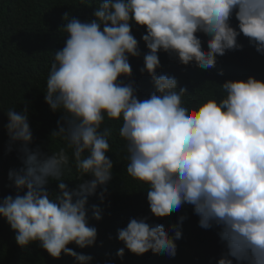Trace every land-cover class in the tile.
<instances>
[{"label":"clouds","instance_id":"obj_1","mask_svg":"<svg viewBox=\"0 0 264 264\" xmlns=\"http://www.w3.org/2000/svg\"><path fill=\"white\" fill-rule=\"evenodd\" d=\"M34 1L40 6L52 0ZM81 2L95 18L81 22L65 15L67 39L55 51L46 83L45 102L61 113L60 118L53 117L52 136L61 138L64 147L51 153L30 149L33 135L27 109L6 112V154L18 145L24 165L8 173L18 193L24 194L0 201V216L15 231L16 243L26 248L39 242L53 258L64 253L74 257L71 264H92L93 256L78 254L67 245L83 249L97 241L86 204L96 195L104 202L112 179L113 161L107 156L112 132L102 127L107 118L120 122L127 173L148 186L147 201L155 217L191 205L200 227L219 228L224 251L217 264H264V81L251 76L227 80L220 85L224 98L191 108L177 78L157 74L161 51L182 65L194 63V70L216 73L218 56L242 50L237 39L241 33L264 55V0ZM233 15L238 30L231 24ZM136 24L146 26L147 32L142 40L148 52L140 72L151 77L155 88L146 99L138 98L131 79L129 57L142 55L135 37L143 33ZM198 33L208 37L207 50ZM47 116L51 119V113ZM35 124L41 125L36 120ZM69 150L82 180L78 190L69 189L61 179ZM50 179L59 181L54 199L47 190ZM93 218H102L95 205ZM148 219L131 218L117 230L124 245L118 257L143 264L150 250L176 256L179 226H173L170 236L163 223L149 224Z\"/></svg>","mask_w":264,"mask_h":264},{"label":"trees","instance_id":"obj_2","mask_svg":"<svg viewBox=\"0 0 264 264\" xmlns=\"http://www.w3.org/2000/svg\"><path fill=\"white\" fill-rule=\"evenodd\" d=\"M81 1L84 0H52L39 6L34 0H0V201L9 195L15 198L17 194H24V191L18 193L14 182L8 179L10 170L19 171L24 167L17 151L18 145H13V151L6 154L8 136L5 125L8 123L6 112L9 109H14L17 113L27 109L33 135L30 149L39 147L42 151L51 153L64 147L61 138L52 136L56 128L53 117L60 118L61 113L53 112L45 102L46 83L55 51L62 49L67 39V34L63 31L67 23L65 15L78 18L81 22L95 18ZM238 23L233 15L231 24L237 30ZM136 26L143 33L138 37L134 36L142 55L129 57L133 73L131 79L135 81L138 98L146 99L155 88L151 77L146 72H140L144 66L143 54L148 52L142 40L147 32L146 26ZM198 35L202 46L207 50L208 37L203 33ZM237 39L243 45L242 50H231L222 57L218 56L216 73L209 71L207 74L206 70H194V63L182 65L177 59L161 51L158 53L161 68L157 70V74L177 78L178 88L184 87L187 90L184 100L191 108H198L208 99L219 101L224 98L226 93L220 85L227 80H247L251 76L264 81V55L257 53L242 33ZM221 71L223 75L219 74ZM120 79L128 82V78ZM48 113H51L52 121L47 116ZM30 117L34 120V127ZM35 120L41 125L36 126ZM104 126L109 127L112 132L109 139L110 151L107 153L108 158L113 161L112 179L106 185L104 202L96 195L88 197L86 204L89 223L97 229V241L95 245L83 249L74 243L67 247L78 254L93 256L92 264H135L136 259L123 260L116 255L124 247L117 238V230L125 228L131 218L148 217L149 224L163 223L170 236H174L173 226L178 225L182 236L175 241V257L150 250L149 257H144L147 261L143 264H217L224 251L219 228L200 227L199 217L193 212V207L187 204L170 215L155 217L147 201L148 186L133 180L127 173L129 160L126 142L119 136L120 122L106 118L102 127ZM69 156V164L61 179L69 189L78 190L82 180L79 179L70 150ZM58 184L59 181L50 179L47 185L53 199L59 192ZM99 191L101 189H98V193ZM93 205L101 210L102 218L99 221L93 218ZM181 216H186V219L180 221ZM15 235L6 219L0 216V264H71L70 260L74 259L64 253L60 258H53L39 246V242L22 248L16 243ZM130 253L125 248V255Z\"/></svg>","mask_w":264,"mask_h":264}]
</instances>
